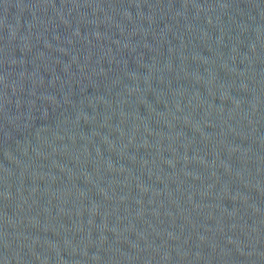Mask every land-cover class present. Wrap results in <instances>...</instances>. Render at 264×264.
Listing matches in <instances>:
<instances>
[{
	"label": "water",
	"instance_id": "1",
	"mask_svg": "<svg viewBox=\"0 0 264 264\" xmlns=\"http://www.w3.org/2000/svg\"><path fill=\"white\" fill-rule=\"evenodd\" d=\"M264 259V0H0V264Z\"/></svg>",
	"mask_w": 264,
	"mask_h": 264
}]
</instances>
